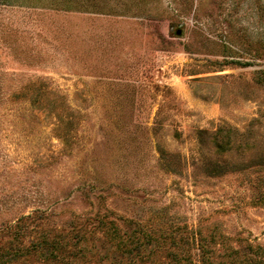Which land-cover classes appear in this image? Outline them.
<instances>
[{
  "label": "rangeland",
  "instance_id": "rangeland-1",
  "mask_svg": "<svg viewBox=\"0 0 264 264\" xmlns=\"http://www.w3.org/2000/svg\"><path fill=\"white\" fill-rule=\"evenodd\" d=\"M0 264H264V0H0Z\"/></svg>",
  "mask_w": 264,
  "mask_h": 264
},
{
  "label": "water",
  "instance_id": "water-1",
  "mask_svg": "<svg viewBox=\"0 0 264 264\" xmlns=\"http://www.w3.org/2000/svg\"><path fill=\"white\" fill-rule=\"evenodd\" d=\"M177 34H180V31H178Z\"/></svg>",
  "mask_w": 264,
  "mask_h": 264
}]
</instances>
